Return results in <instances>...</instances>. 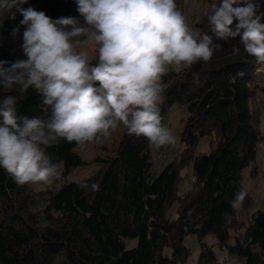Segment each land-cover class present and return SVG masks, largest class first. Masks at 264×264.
I'll return each instance as SVG.
<instances>
[{
    "label": "trees",
    "instance_id": "16d2710c",
    "mask_svg": "<svg viewBox=\"0 0 264 264\" xmlns=\"http://www.w3.org/2000/svg\"><path fill=\"white\" fill-rule=\"evenodd\" d=\"M203 1L194 30L198 40L205 34L211 38L212 58L180 70L170 67L162 78V123L176 107L185 113L179 155L154 176L148 139L126 129L116 152L86 178L70 179L85 161L76 151L79 145L63 137L40 145L50 165L62 171L61 185H18L0 168V264H232L205 241L207 236L216 237L218 250L239 257L240 264H264V209L246 223L232 207L236 195L246 193L245 170L256 163L264 138L257 106L264 92L258 67L264 64L245 51L239 36L221 38L212 31L207 17L211 4L220 0ZM253 2L261 3L258 14L264 12V0ZM29 6L53 19L79 16L75 0H28L23 7ZM21 19L19 13L15 19L5 13L0 24V60L9 61L5 69L27 58ZM15 27L20 31L14 39ZM20 88L0 85V102L11 95L17 117L50 122L52 106L44 104L43 93ZM203 138L209 139V151L198 153ZM190 166L188 188L181 193L182 172ZM191 235L200 245L193 263L186 244Z\"/></svg>",
    "mask_w": 264,
    "mask_h": 264
},
{
    "label": "clouds",
    "instance_id": "9594fccd",
    "mask_svg": "<svg viewBox=\"0 0 264 264\" xmlns=\"http://www.w3.org/2000/svg\"><path fill=\"white\" fill-rule=\"evenodd\" d=\"M26 3L0 0V24L5 13L12 19L17 13L22 16L27 57L7 69L9 61L0 60V85L42 92L44 104L52 106V118L45 125L39 118L17 117L11 95L0 102V168L18 185L50 184L60 178L62 171L50 165L40 147L56 137L78 145L101 143L122 124L150 145L176 142L158 107L165 87L162 78L170 66L180 70L209 61L213 49L207 34L197 39L175 0H75L79 16L57 19L32 6L24 8ZM260 7L253 0H220L211 4L207 18L219 37L239 36L245 51L264 64ZM19 31L13 28L14 39ZM91 45L98 46L94 66L84 50ZM97 82L99 87L94 86ZM45 127L55 135L46 134ZM245 196L241 190L232 207H239Z\"/></svg>",
    "mask_w": 264,
    "mask_h": 264
},
{
    "label": "rangeland",
    "instance_id": "374dc122",
    "mask_svg": "<svg viewBox=\"0 0 264 264\" xmlns=\"http://www.w3.org/2000/svg\"><path fill=\"white\" fill-rule=\"evenodd\" d=\"M177 9L184 15L185 23L188 27L195 33L194 23L200 19L201 13L205 10V4L203 0H186L179 5H176ZM83 21L81 24L83 25ZM80 39H83L81 37ZM98 48L97 45H91L84 49L88 52L90 59L98 60ZM175 69L174 66H170ZM185 66H181L180 69ZM264 68V65H261ZM263 73V72H262ZM258 109H259V129L264 137V92L261 93L260 97L257 99ZM257 102V101H256ZM185 116L184 110L181 108H174L165 118L163 125L169 128L172 134L175 136L176 142L174 144L164 145L162 147H156L151 145V161L153 163L152 173L153 175H158L161 170L175 157L179 155L183 149V144L181 143V122ZM126 127L122 124L107 138H103L101 143H96L95 141L86 143L84 145H79L76 151L81 155L85 163L77 167L70 179H81L94 175L100 168H102L104 158L113 155L123 135L126 131ZM209 139L203 138L197 148L198 153H206L209 151ZM192 166L183 170L182 174L184 179L180 183L181 193H183L188 188L189 175H191ZM254 168L256 171V176L252 175ZM188 176V177H186ZM62 179H54L52 183L47 185H61ZM244 186L246 190V196L244 201L237 207L238 218L246 223L251 218L253 212L258 209H264V138L259 147V154L256 163H252L245 170L244 174ZM177 205L170 210L171 216H176ZM243 230L238 232H233V236L242 234ZM205 241L211 245L214 250L218 251L221 258H227L232 264H240L242 260L236 256H227L225 252L218 250L217 238L213 236H207ZM186 244L192 248V258L191 262H195L199 256L200 245L196 235H191L187 238Z\"/></svg>",
    "mask_w": 264,
    "mask_h": 264
},
{
    "label": "built area",
    "instance_id": "2783aa9c",
    "mask_svg": "<svg viewBox=\"0 0 264 264\" xmlns=\"http://www.w3.org/2000/svg\"><path fill=\"white\" fill-rule=\"evenodd\" d=\"M258 71H262V72H264V68L261 67V66H259V67H258Z\"/></svg>",
    "mask_w": 264,
    "mask_h": 264
}]
</instances>
